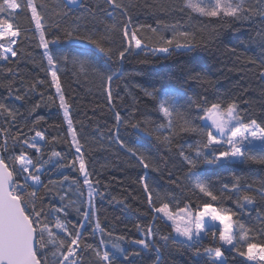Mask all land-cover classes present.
<instances>
[{"label": "trees", "instance_id": "1", "mask_svg": "<svg viewBox=\"0 0 264 264\" xmlns=\"http://www.w3.org/2000/svg\"><path fill=\"white\" fill-rule=\"evenodd\" d=\"M118 2L132 5L128 15L134 25H151L157 28V32L153 33L147 27L140 29L138 36L144 45L143 50H134L123 61L115 57L111 61L101 57L97 61L101 72L118 74L111 83V100L106 80L102 81L94 73L87 76L78 74L71 64L61 62L57 65L61 69L58 75L69 105L70 118L83 146L90 173L91 207L89 187L84 184L78 163L74 167L71 165L78 154L71 146V134L63 110L59 108L58 98L55 103L48 100L49 96L55 98V88L50 86L44 50L38 46L39 34L34 31L30 13L20 12L15 18L22 32L17 48L19 59L15 63L0 61V102L8 104L19 115L12 127L0 115V128H10L9 150L16 152L19 149H13L12 140L17 135L16 128L22 129L29 139L35 131L44 133L48 142L41 145V153L27 150L37 167L42 169V184L38 192V197L43 200L42 206L46 211L63 209L50 219L54 220L58 215L70 232L80 231L82 246L88 243L101 250H109L116 258L114 264H155V257L160 258L161 264H179L181 249L188 256V264H211L203 249L221 246L219 228L215 240L209 234L194 247L181 244L171 223L149 207L144 182L153 191L167 193L170 209L174 211L186 204L197 206L205 202L230 209L235 213L234 222L243 223L251 230L254 242H264V237L260 236L264 229V196L260 195L264 191V163L260 162L259 153H250L257 158L243 163L207 165L201 162L193 170L210 180L217 193L224 184L230 188L239 184L253 198L252 204L243 201L244 191L238 195L226 192L222 201H211L203 196L188 178V168L179 155L181 149L185 153L193 151L189 145L194 148L202 139L197 133L180 132V127L182 116L193 119L198 127L204 126V122L197 118L199 113L195 105L205 98L209 102L219 100L225 106L234 102L245 121H264V4L247 0V5L253 9L249 17L225 21L199 16L186 6L189 0ZM37 3L46 6L42 11L49 19L54 18L53 11L58 7L67 11L64 0H37ZM77 5L69 11L62 28L71 27L78 22L77 18H82L79 21L82 27L86 25L88 31L95 28L98 34L103 35L105 26L112 23L107 17L112 9L105 0H77ZM113 14L117 22H125L120 10ZM179 31L193 34L195 47L191 51L177 50L175 46L169 54L152 51L164 46L161 36L170 38ZM54 36H60L61 40L58 45H50L53 52L57 48L71 52L77 47L63 39L62 31L52 29L46 32L47 39ZM178 39L184 43L183 38ZM113 40V46L120 47L119 35ZM9 68L12 69L11 74L7 71ZM41 80L45 83H37ZM34 84L33 90L31 86ZM148 92L153 95H147ZM165 92L172 97L177 109L173 114L174 134L170 137V144L163 142V136L168 133L158 130L160 125H167L166 118L159 111ZM16 95L23 99L15 100ZM36 104L40 107L30 115ZM35 116H43L44 120L33 124ZM134 124L139 127L134 128ZM53 151L61 153V156H53ZM132 152L137 155L133 156ZM141 156L149 164L148 168L139 162ZM190 190L196 191V203L189 196ZM85 211L90 213L87 221L83 215ZM97 222L102 232L96 229ZM148 228L153 230L151 236L147 235ZM165 235L175 239L165 242L162 239ZM141 239L153 240L149 249L135 243ZM114 244L124 251L113 248ZM197 248L200 254H197ZM222 251L227 264H239L241 258L235 252L226 246ZM82 259L83 264H97L91 250L85 251Z\"/></svg>", "mask_w": 264, "mask_h": 264}, {"label": "snow or ice", "instance_id": "2", "mask_svg": "<svg viewBox=\"0 0 264 264\" xmlns=\"http://www.w3.org/2000/svg\"><path fill=\"white\" fill-rule=\"evenodd\" d=\"M257 4H264V0H256ZM105 3L112 9L107 13V17L112 21L105 26L104 34H98L93 28L91 31L82 27V18H77L71 27L62 28L65 18L69 11L77 5V0H64V8L67 11L57 8L53 11L52 19L42 11L46 8L43 3H37V0H0V61L5 63H15L19 57L17 48L19 47L22 36L19 25L15 18L20 12L30 13V20L34 23V31L39 34V47L42 48L43 56L47 60L48 74L51 77L50 86L55 88V98L48 97L49 101L55 103L58 98L59 108L63 110V116L67 122V129L71 134V146L78 154L71 162L74 167L78 163L79 172L84 177V184L89 187V198L91 207L92 184L89 179L90 173L87 170V162L84 158L82 145L78 139L77 132L74 129L73 121L70 118L69 105L66 101L62 89L57 67L61 62L65 65L71 64L78 74L87 76L94 73L102 81H107V92L111 100V83L114 78H118L117 73L106 75L97 67V61L104 58L111 61L114 57L123 61L126 55L132 54L135 49L143 50L142 40L138 36L140 29L147 27L151 32L156 33L157 28L151 25H134L131 16L128 15L132 5L118 2V0H105ZM199 16L207 18H216L217 20L235 21L249 17L253 9L247 5V0H206L201 5L187 4ZM120 12L126 18L125 22L116 21L114 12ZM55 29L63 32V39L70 44L76 45L74 51L65 52L57 48L52 51L50 45H58L61 37L54 36L49 40L46 38V32ZM119 35L120 47H114L113 37ZM179 38H183L181 43ZM164 46L153 49V52L169 54L173 46L177 50L191 51L195 45L194 36L188 31L175 32L170 38L160 37ZM99 54V56L97 55ZM15 58V59H14ZM11 74L12 69H7ZM44 84L45 81H38ZM34 90L36 85L31 86ZM147 95H153L151 92ZM11 96V92L9 94ZM43 96V93H41ZM20 95L15 96V100H22ZM40 104L32 107L30 115L36 112ZM199 115L198 119L204 122L203 127H198L194 120L188 117H181L183 123L180 132L197 133L202 139L190 153L180 150L182 163L187 166L188 178L192 181L194 188L198 189L203 196L210 198L211 201H222L223 194L226 192L236 193L242 191L243 201L246 204H252L253 198L246 194L247 190L242 189L239 184H233L231 188L224 184L219 193L213 190L210 180L203 178L200 174L193 171L201 162L207 165H219L227 162L243 163L249 159L257 157L250 153H259L260 162L264 163V121L258 122L256 119H245L240 115L237 105L228 103L226 106L219 100L209 102L206 98L195 105ZM159 111L167 120V125H160L161 133L167 132L163 136V142L170 144V137L174 134L173 114L177 112L172 97L165 92L160 102ZM0 115L5 117L10 127L15 126L19 113L9 107L8 104L0 102ZM44 120L43 116H35L33 124H39ZM117 120L120 116L117 113ZM210 122V123H209ZM134 128L139 125H132ZM10 128H0V264H83V253L91 250L97 258V264H114L115 256L110 254L107 249L101 250L92 244L83 243L82 233L80 231L70 232L66 224L61 222L57 215L55 219H50L54 213H60L63 209L52 208L46 211L42 198L38 197L39 188L42 184L40 179L41 169L34 163L28 153V149L33 150L34 154L41 153V144L47 143L46 137L42 131H35V135L30 139L25 137L22 129L16 128V136L12 137L13 149L19 151H10L8 145ZM55 139V138H54ZM123 146V145H121ZM131 152L132 150L129 149ZM133 156L137 154L132 152ZM53 156L60 157L61 153L53 151ZM139 162L143 167L148 168L149 164L141 156ZM45 187H47L45 185ZM149 207L157 214H162L161 218L171 221V227L177 234V237L183 239L181 244H188L194 247L200 244L203 238L211 235L215 240L217 237V228L215 225L209 226L208 221L218 222V240L221 246H208L203 249L211 259V264H227L222 248L228 246V250L235 252L236 256L241 258L239 264H264V242H254L255 236L245 224L234 222L235 213L230 209L219 205L213 206L210 203H203L195 206L186 204L178 212L170 210L168 194L159 191H153L149 188L147 182L143 184ZM31 189V190H29ZM264 196V191L260 192ZM40 201L38 204L37 201ZM159 206H156V204ZM239 203V199H238ZM84 219H89L90 213L84 212ZM81 227H84L81 224ZM55 229V230H54ZM96 229L101 232L99 222ZM61 233L63 235H61ZM152 228H148L147 235L151 236ZM260 236L264 237V229L260 231ZM175 237L163 236L162 239L167 242ZM141 245L143 249H149L151 241L141 239L135 242ZM103 245L104 241L101 240ZM113 248L120 252L123 249L114 244ZM157 251H159L157 249ZM200 254V249H196ZM127 259V256L124 257Z\"/></svg>", "mask_w": 264, "mask_h": 264}, {"label": "rangeland", "instance_id": "3", "mask_svg": "<svg viewBox=\"0 0 264 264\" xmlns=\"http://www.w3.org/2000/svg\"><path fill=\"white\" fill-rule=\"evenodd\" d=\"M203 2H206V0H189V3L190 4H192V5H201ZM135 50H137V51H139L140 49H135ZM210 123V122H209ZM40 144L42 145L43 144V141H41L40 142ZM41 171H42V169H41ZM189 196H190V198L193 200V202L194 203H196V201H197V197H196V191L195 190H190L189 191ZM193 208L195 209V206H193ZM171 210V209H170ZM173 212H178V210L177 211H174V210H172ZM129 222L130 223H132V220H129ZM171 224H172V222L171 221H169ZM208 223H209V226L210 227H212L213 225H215L216 226V228H219L220 226L218 225V222H211L210 220L208 221ZM174 235H175V237L178 239V240H182L183 238L182 237H177V234L174 232ZM153 240L151 239V242H152ZM226 247H228V246H226ZM181 251V253H182V256H181V259H180V261H179V264H188V256H187V254L184 252V250H180ZM153 261L155 262V264H161V262H160V258L158 257V258H154L153 259Z\"/></svg>", "mask_w": 264, "mask_h": 264}]
</instances>
